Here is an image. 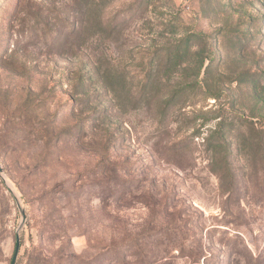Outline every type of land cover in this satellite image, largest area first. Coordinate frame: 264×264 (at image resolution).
Wrapping results in <instances>:
<instances>
[{"label":"rangeland","instance_id":"374dc122","mask_svg":"<svg viewBox=\"0 0 264 264\" xmlns=\"http://www.w3.org/2000/svg\"><path fill=\"white\" fill-rule=\"evenodd\" d=\"M0 165V264H264V0H0Z\"/></svg>","mask_w":264,"mask_h":264},{"label":"water","instance_id":"95a60500","mask_svg":"<svg viewBox=\"0 0 264 264\" xmlns=\"http://www.w3.org/2000/svg\"><path fill=\"white\" fill-rule=\"evenodd\" d=\"M1 171H2V168H1V165H0V172ZM15 200L17 202V206L19 208V211H20V214H21V217H22L21 224H20V226L18 228V229H20L22 224L26 220V214H25V210L20 206V203H19L17 197H15ZM19 250H20V238H19V234L17 233L16 241H15V247H14V252H13L10 264H16V260H17L18 254H19Z\"/></svg>","mask_w":264,"mask_h":264}]
</instances>
